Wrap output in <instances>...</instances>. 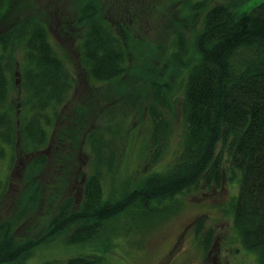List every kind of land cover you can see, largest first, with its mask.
Instances as JSON below:
<instances>
[{
	"label": "trees",
	"instance_id": "trees-1",
	"mask_svg": "<svg viewBox=\"0 0 264 264\" xmlns=\"http://www.w3.org/2000/svg\"><path fill=\"white\" fill-rule=\"evenodd\" d=\"M248 1L182 0L177 11L170 0H64L0 31V204L14 161L23 159L12 213L0 221V264H27L36 249L60 239L66 245L108 240V226L118 218L166 215L168 201L201 184L219 186L234 173L239 188L231 202L232 224L242 246L264 264V1L243 10ZM149 19L164 20L168 42L149 40ZM69 42L90 84L115 89L101 124L82 126L81 161L73 159L76 150L70 151L65 158L70 173L59 174L60 160L51 169L45 149L49 128L75 83L71 60L64 56ZM139 62L141 75L125 83ZM174 75L185 80L182 149L167 169L121 184L115 173L126 143L109 119L119 112L124 118L132 111L148 112L152 130L146 145L150 167L155 165L171 130L167 112ZM6 160L8 168L2 167ZM108 176L116 181L111 194L105 188ZM74 179L79 197L65 196ZM51 180L57 199L48 224L38 236H17L16 227L31 218ZM196 231L198 240L207 236L202 243L210 247L213 232L201 235L200 225ZM65 264L107 263L86 253L68 257Z\"/></svg>",
	"mask_w": 264,
	"mask_h": 264
},
{
	"label": "rangeland",
	"instance_id": "rangeland-1",
	"mask_svg": "<svg viewBox=\"0 0 264 264\" xmlns=\"http://www.w3.org/2000/svg\"><path fill=\"white\" fill-rule=\"evenodd\" d=\"M181 1L170 0L169 6L177 11H182ZM210 1L216 4L225 0ZM261 1L264 0H250L242 4V8L250 11ZM62 2L64 0H0V31L22 16L30 13L42 12L44 14L49 7ZM149 23L151 27H145V35H149V40H170V34H167L164 29V20L149 19ZM201 26L202 24L199 22L196 28L199 29ZM64 53V56L71 60L69 65L73 70L75 83L68 95L67 102L59 108V116L56 117L53 126L49 128L50 142L45 149L52 162L51 169L54 161L60 160L56 167L59 174L70 173L69 165L68 163L66 165L65 162L66 155L70 151L76 150L73 159L81 161L82 126L87 130L89 125L98 126L101 124L100 117L104 115L107 107L110 108V104L114 100L113 89H115L112 86L110 89H106L101 84H90L88 76L78 65L79 54H77L73 43H66ZM136 65L138 71H133L125 77V83L135 82L141 75L140 70L144 66L140 62ZM146 66L149 68L152 65ZM170 81L171 93L168 97L170 108L167 117L171 123V130L163 154L155 165L150 167L151 157L146 145L152 130L149 113L136 111L132 115V111L127 118H124L123 113L119 112L109 119L111 124L123 133L122 142L126 143L122 155L123 163L120 170L115 173L117 179L121 180V184L125 180L137 182L150 170L167 169L182 149L186 125L180 112V102L185 80L181 76L174 75ZM89 101H91L90 104ZM85 108H88V111ZM103 108L106 109L103 110ZM22 160L20 157L14 161L11 171H9L10 185L0 204V221L12 213V207L21 188ZM4 164L7 168L9 167L7 160L2 161V167ZM76 175L73 174L75 178H78ZM106 178H108L106 192L111 194L112 189L116 186V181L111 176ZM50 179L57 180L54 177H50ZM237 179L238 174L234 173L225 176L219 186L207 187L201 184L193 187L192 190L177 196L175 201L167 202L171 207L169 208L170 213L168 212L166 215L161 214V216L151 219L141 217L138 218L139 220H134L130 216H122L108 226V236L110 237L108 240L102 236L85 244L66 245L60 239L50 245H44L36 249L27 264H42L49 260L57 261V264H65L68 257L86 253L103 256L107 264H258L256 255L242 246L239 235L236 234L234 224H232L231 202L238 193ZM112 183L114 184L112 185ZM78 184L76 179L72 187L62 194L77 196ZM56 187L57 185L53 184L52 180L51 184H45L41 201L31 218L16 227L17 236L24 239L38 236L46 227L55 208ZM120 188L117 187V189ZM172 209L177 210L172 214ZM160 217H162V221H159ZM199 225L200 228L202 227L201 235L209 230L213 232V243L208 248L202 243V240L207 236L201 237L200 235V240L195 236Z\"/></svg>",
	"mask_w": 264,
	"mask_h": 264
}]
</instances>
